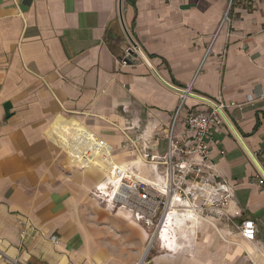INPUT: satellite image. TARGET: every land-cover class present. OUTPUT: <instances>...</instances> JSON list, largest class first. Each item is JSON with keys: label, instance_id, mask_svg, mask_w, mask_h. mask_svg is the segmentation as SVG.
I'll list each match as a JSON object with an SVG mask.
<instances>
[{"label": "crops", "instance_id": "crops-1", "mask_svg": "<svg viewBox=\"0 0 264 264\" xmlns=\"http://www.w3.org/2000/svg\"><path fill=\"white\" fill-rule=\"evenodd\" d=\"M126 32L163 78L221 100L264 166V0H0V264H264V189L225 128L210 142L233 191L221 212L151 243L154 226L96 198L114 166L161 181L142 153L167 152L179 104L139 59L122 65ZM208 110L190 98L181 116Z\"/></svg>", "mask_w": 264, "mask_h": 264}, {"label": "built area", "instance_id": "built-area-1", "mask_svg": "<svg viewBox=\"0 0 264 264\" xmlns=\"http://www.w3.org/2000/svg\"><path fill=\"white\" fill-rule=\"evenodd\" d=\"M224 21H229V10ZM136 58L148 66L163 85L179 95V104L167 129V152L161 157L149 150L142 153L144 162L163 168L161 181L156 183L141 177L131 167L114 166L109 186L98 187L95 194L101 203L114 209H126L133 214L135 221L154 226L152 243L166 226L174 206L185 204L201 217L208 209L221 212L229 206L233 196L232 187L222 179L211 160L210 142L215 128H225L242 146L256 168V183L263 189L264 166L248 147L221 100L197 94L193 90V83L181 87L163 78L153 66L152 58L133 40L121 63L126 66ZM190 98L203 102L209 110L205 113L191 111L182 117V109ZM181 124H184V132L183 137L179 138L176 131ZM237 228L246 241L256 240L257 226L253 220H244ZM144 263L145 260L139 264Z\"/></svg>", "mask_w": 264, "mask_h": 264}, {"label": "bare ground", "instance_id": "bare-ground-1", "mask_svg": "<svg viewBox=\"0 0 264 264\" xmlns=\"http://www.w3.org/2000/svg\"><path fill=\"white\" fill-rule=\"evenodd\" d=\"M187 207H188L187 205L182 204V205L174 206V208H172V210H171L172 212L169 215V218H168L166 226L163 227V231L161 232V236H162V234L165 231H167L170 227H172V225L174 224V222L177 219L184 218L185 216H192L195 219H202V217L199 216L195 211H193V210H191L190 208H187Z\"/></svg>", "mask_w": 264, "mask_h": 264}, {"label": "trees", "instance_id": "trees-1", "mask_svg": "<svg viewBox=\"0 0 264 264\" xmlns=\"http://www.w3.org/2000/svg\"><path fill=\"white\" fill-rule=\"evenodd\" d=\"M127 2L133 5L135 4V0H127Z\"/></svg>", "mask_w": 264, "mask_h": 264}, {"label": "water", "instance_id": "water-1", "mask_svg": "<svg viewBox=\"0 0 264 264\" xmlns=\"http://www.w3.org/2000/svg\"><path fill=\"white\" fill-rule=\"evenodd\" d=\"M126 33L128 35V38L133 42V39H132L131 35L128 32H126Z\"/></svg>", "mask_w": 264, "mask_h": 264}, {"label": "rangeland", "instance_id": "rangeland-1", "mask_svg": "<svg viewBox=\"0 0 264 264\" xmlns=\"http://www.w3.org/2000/svg\"><path fill=\"white\" fill-rule=\"evenodd\" d=\"M186 214V213H185ZM154 228V227H153Z\"/></svg>", "mask_w": 264, "mask_h": 264}]
</instances>
